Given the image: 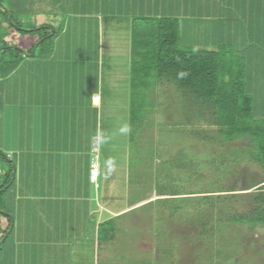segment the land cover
<instances>
[{"label":"crops","instance_id":"obj_1","mask_svg":"<svg viewBox=\"0 0 264 264\" xmlns=\"http://www.w3.org/2000/svg\"><path fill=\"white\" fill-rule=\"evenodd\" d=\"M168 1L167 11L186 15L182 18L183 37L190 36L186 40L195 45L200 41L195 39L196 28L212 32L211 42L199 43L202 46L215 45L225 33L227 38L235 39L234 32L240 31L231 19L219 21L200 16L209 14L210 7L215 13L228 16L225 7L236 0ZM75 2L91 9L69 11L66 28L63 23V29L53 39L52 52L45 56L27 54L18 70L0 80V149L9 160L15 161L13 184L5 198L13 216V229L9 243L0 254V264H65L70 247L64 242L86 232L96 247L100 222L110 220L118 231L125 230L117 221L122 222L129 207L145 199L144 193L138 191L132 203L127 200L117 210L113 209L112 194L109 201L100 200L101 183H107V173L106 167L102 169L100 164L99 142L103 138V87L109 86L112 93L111 89L120 84L126 85L127 92L130 86V54L128 71L122 73L124 83H120L119 73L111 69L115 55L108 49L115 46L113 39L118 34L110 30H118V24L123 22L120 29L130 37V15L148 12L147 0ZM225 22L230 25L223 27ZM104 25L109 31L107 34L101 32ZM14 38H18L16 34ZM105 61L109 62L107 67L110 64L106 73ZM123 152L121 190L126 189L128 195L132 186L145 190L144 179H138L141 164L137 169L131 167L126 145ZM91 163H96L98 169L94 182L89 179ZM0 220L3 223L4 219ZM22 238L38 242L23 245ZM52 257L53 263L49 261Z\"/></svg>","mask_w":264,"mask_h":264},{"label":"trees","instance_id":"obj_2","mask_svg":"<svg viewBox=\"0 0 264 264\" xmlns=\"http://www.w3.org/2000/svg\"><path fill=\"white\" fill-rule=\"evenodd\" d=\"M74 1L76 0H0V80L6 79L21 67L26 59L24 52L29 55L34 51L35 56H45L52 52L53 39L63 29L64 22L55 28L50 24L32 22L29 15L48 9L49 13H64L68 18L70 10H81L80 7L84 5ZM152 1L147 0L148 12L145 14L130 15V101L134 103L139 94H143L146 99L157 86L163 85L160 84L162 80L170 82L176 90L191 98L194 106L188 102L187 107H182L186 110L192 107L195 110L194 116H201L203 109H208L209 124L216 128L215 133L219 138L225 142L245 139L247 143L242 145L236 155L245 156L247 160L256 163L264 173V96H259L262 91L258 81L259 76L264 78V69H261V75L254 74L257 64L255 58H258V61L260 59L264 65V0L235 1V7L240 10L244 23L236 22L240 28V40L245 41V46L239 50L230 47V42H223L225 34L213 46L182 44V18L186 15L167 11L168 0H154L155 3ZM2 7L7 9V13ZM13 33L17 37L29 34L34 36V40L29 47H23L15 43ZM231 38L225 39L231 41ZM158 99H161L160 95ZM179 99L175 97V103L179 104ZM162 100L164 99L160 100V104L163 103ZM136 119L139 121V134L134 144L141 146L143 140L140 134L146 118L130 114V121ZM172 124H167V134H174L178 138L181 129L177 131L178 127L174 122ZM185 129L183 126L182 130ZM178 139L181 141L175 148L163 146V149H159L157 143V154L150 158L157 160L155 164H165L164 168L155 167L156 177L167 173L168 177H164H167L168 181H172V178L177 180L176 187L172 186V182L166 188L161 183L156 184L158 195L169 196L155 199L153 206L156 208L152 215L157 216V223L159 221L161 227L166 218L182 225H198L199 231L194 239L202 236L204 245H210L206 251L203 248L199 250L202 253L199 260L210 264L215 258L212 243L217 242L219 247L226 245L214 238L215 233L219 234L221 227L218 222L212 220V216L218 215L220 220H225L227 224H264V183L253 191L243 193H234L233 187H222L219 185L222 177L238 169L236 165L231 167L237 161V156L232 158L230 153L228 158L223 155L224 157H220V163L214 164L216 158L210 151L204 154L205 152L195 148L187 150L189 141ZM218 155L222 156L221 151ZM207 162V166L202 167ZM212 171L217 173L219 184L215 181L214 187L201 186L204 177L207 182L211 178ZM173 172H177L175 176L172 175ZM14 174V159L9 160L6 153L0 149V219H4L3 223L0 220V254L13 229V216L7 209L5 198L13 184ZM183 181L191 182L192 187L177 185ZM262 182L264 178L259 183ZM254 186L255 184L250 185L246 189ZM200 193L207 194L186 196ZM159 204L163 209L161 212ZM239 204L244 205V209H240ZM116 230L112 221H102L97 227V238L113 239ZM231 245L232 248L238 247L234 243ZM230 255L233 258L231 257L232 260L228 264H250L237 257L238 253Z\"/></svg>","mask_w":264,"mask_h":264},{"label":"rangeland","instance_id":"obj_3","mask_svg":"<svg viewBox=\"0 0 264 264\" xmlns=\"http://www.w3.org/2000/svg\"><path fill=\"white\" fill-rule=\"evenodd\" d=\"M234 3L236 2L233 1L231 5L225 7L226 12L229 14L228 16H226L225 14L221 15L215 13V9L212 7L209 8V14L200 16H202L201 18L203 19L209 20L214 19L220 21L226 20V18H228V20H230L229 18H233L231 19L232 21L242 22V15H240L239 13L240 10L235 7ZM90 9L91 8L87 7L86 4H84L81 8V10ZM29 19L32 22H44L46 24H50L55 28L60 26V24L64 21V26L66 28L68 23V18H66V15L64 13H49L48 9L47 11L29 15ZM196 19L199 20L198 17H195V20ZM120 23L118 24V26H120L118 30H110V32L115 31L118 35L113 39L115 46H113L112 49L108 50L112 55H115V61L110 63L112 64L111 69L113 72L115 71L119 73L118 79L120 83H124L126 79L125 77H123L122 73H125V70L128 71L127 57L130 53V37L125 35L127 31H123V29H120L124 26V24L122 26L123 22ZM222 25L224 27L230 24L223 23ZM102 31L104 32V34H107L109 32L107 29H105V25L101 29V32ZM195 31L197 33V35L195 34V39H200V41L197 42L196 45H199V43L206 44L211 42V39L209 38H211L210 36L212 32L210 30H197L196 28ZM183 34L184 31L182 30L181 35ZM226 34L227 33H225V35ZM239 34V30L237 29L234 32V36L236 37L235 39H231V41H229L230 39L226 40L225 38H223V42H225V44H228L230 42V47L233 46L239 50L243 48V46H245V41L240 40L241 37H239ZM189 37L190 36L182 37L183 41L181 40V43L193 44L194 46H196L194 42H188L186 40V38ZM33 40L34 36L30 37L29 34L24 36L20 35L15 39V43L20 44L23 47H29L28 43ZM105 48L106 47H104V49ZM37 52H39V49L37 50ZM239 54L246 56L243 53ZM24 56H26L25 52ZM257 59L258 58H255L257 64L255 65L254 74L261 75V72L263 71H261V69H264V65H262L260 59L259 61ZM108 63L109 62L106 63L105 61V65H103V67L105 68V73L106 71L108 72V68L110 66L109 64L107 67ZM258 81L259 85L261 84L260 88L262 91V95L259 96L262 98V96H264V78L262 76H259ZM156 82L155 85L157 84ZM160 84L163 85H160L159 87L156 85L157 87L155 86V89L152 87L154 91H151L149 96H146L147 100L145 99V96L143 94L137 95L138 99L136 98L134 102L136 104L130 101V91L129 89V92L125 90L127 89L126 85L123 86L120 84L119 87H115L114 89L112 88V93L110 92L109 86H107V88L105 86L103 87V94H101L103 108L101 118V134H103V138L102 141L99 142V146L101 147L102 151V153H100L101 156L99 160L102 169L106 167L105 170L107 173V183L105 184V182L103 181L102 183L100 182L102 185V189L100 190V200L104 199V201L107 202L112 198L109 196L110 194H112L114 197V200L112 201L113 209L117 210L124 207L127 203V200L128 202L132 203L136 199L135 195H138V191H140L142 194L144 193L145 199H143L141 203L129 207L131 211L129 210L127 213H125L127 215L124 217L122 222L117 221L119 226L123 227L125 230H116L113 241L112 239L97 240V246L94 247L93 238L90 237L91 235L85 232L72 241H70L69 239L68 242H64L67 245L69 244L70 247L69 253H67L65 258V264L209 263L199 260V256L202 255L199 250L203 248L204 251H206L210 248V245H204L202 236L194 239L199 231L198 225H193L192 223L182 225L178 221H173L172 219L166 218L164 219V224L161 227L160 222L158 221L157 223V216L152 215V211H154V209L156 208L153 206V202L155 201V199L159 197L169 196L158 195L157 187H155L156 184L161 183V185H164V188H166L167 185H171L170 183L172 182V186L176 187L177 180L172 178V181H168L167 173V175L161 174V176L156 177L157 171L155 170V167L157 166L164 168L165 164L161 162L155 164L157 160L150 158L152 155L154 158L155 153L157 154V150L155 152L157 143L159 149H163V146L175 148L181 141L178 138H182L189 141L187 150H189L190 148H195V150L199 149L200 152H205L204 154L210 151L211 154H214L216 156H213L216 159L212 157L215 160L214 164H219L220 157H224L226 155V157L229 158L230 153L232 158L237 156L236 152L238 150H241L242 145L244 143H247V141L245 139H237L231 142L223 141L215 133L216 128L209 124L210 116L208 109H203L204 112L201 113V116H194L193 113L195 110L192 109V107L188 108L187 110L182 107V105L184 107H187L188 102H191V98L186 95L184 96L182 92L176 90V88L170 82L162 80ZM159 95L161 96V99H164L162 100L163 103L161 104V99H158ZM175 97L180 98L179 104L175 103ZM156 99H158V102H156ZM257 100L258 102L260 101V99ZM193 104L194 103H192V105ZM130 114H137L144 119L146 118L143 123V129L141 133V138L143 140L141 141V146L134 144V141L137 139V136L139 134V131L137 129L139 121L137 119L134 121H130ZM170 122L171 125H173L172 122L175 123V125L178 127L177 131L181 129L179 130L178 138L174 134L172 136H169L167 134V124ZM183 126L186 127L185 131L182 130ZM192 132H195V134ZM125 145L128 147L130 156L129 163L132 165L130 166H134L135 169H137V165L139 163L141 164L139 169L140 171H142L141 174L137 176L140 180H142L143 178V183H145V190H137L134 188V186H132L130 188L129 195L127 194L126 189L121 190V187L123 188V185L121 184V179H123L122 164L123 161L125 162V159H123L122 155L124 154L123 148ZM150 149H152L153 151ZM220 151L222 156L218 155ZM207 164L208 162L204 163L202 167L205 168ZM229 165L231 164L229 163ZM233 166L238 169L233 171V173H230V175L222 177V179H225L226 181L221 179L219 184L217 181V173L215 174V172L212 171L210 172L211 178H209V180L211 179L212 182L209 180L207 182L204 177L201 182V186L214 187L216 184H214L213 182L216 181L215 183L222 185V187H233L235 189L234 193H243L247 191H253L255 188L261 187L263 185L264 182L259 183L260 180L264 178L262 169L256 163L247 160L245 156H237V161L234 162L231 167ZM131 173L133 172L131 171ZM176 173L173 172L172 175L175 176ZM164 175H166L167 177H164ZM154 177L155 183L153 181ZM108 184L110 185V187L107 188L106 186ZM254 184V187L246 189L250 185ZM177 185H182L184 187L190 188L192 187L191 182L185 183L184 181L183 183L179 182V184ZM106 194L108 195V197L106 196ZM125 194L126 196L124 197ZM204 194L207 193L186 194V196ZM158 206L161 212L163 209L161 208L160 204ZM243 206L239 204L240 209H244ZM212 220L216 221V223L218 222L221 227V230H219V234L215 233L214 238H216V241L219 239L223 244L226 243V245H223V247H219L217 246V242L214 241V244L212 243V247L214 249L213 254L215 255V258H213L212 263L210 262V264H228L233 258V256H231L230 254L234 252L238 253L237 257H240L242 261L249 262L250 264H264V224H227L225 220H220L218 215H213ZM10 237L11 235H9V237L7 238L4 247L9 243ZM23 239L24 238L20 240L22 241V243L24 242L23 245H25V243H28L29 245L32 241L38 242L37 239L32 240V238H28L27 241H24ZM14 243L15 248H17L18 243L16 239L14 240ZM231 243H234V245L237 244L238 247L232 248ZM228 244L231 246H228ZM167 251H169V254H167ZM51 255H54V253H51ZM220 260L222 261V263ZM49 261L53 263L55 259L52 257L49 259ZM61 261L63 260L61 259Z\"/></svg>","mask_w":264,"mask_h":264},{"label":"built area","instance_id":"obj_4","mask_svg":"<svg viewBox=\"0 0 264 264\" xmlns=\"http://www.w3.org/2000/svg\"><path fill=\"white\" fill-rule=\"evenodd\" d=\"M97 174H98L97 164L91 163L89 169V179L91 182H94L96 180Z\"/></svg>","mask_w":264,"mask_h":264},{"label":"water","instance_id":"obj_5","mask_svg":"<svg viewBox=\"0 0 264 264\" xmlns=\"http://www.w3.org/2000/svg\"><path fill=\"white\" fill-rule=\"evenodd\" d=\"M2 8H3L4 12H6V13H7V9H6V8H4V7H2ZM51 33H53V30H51ZM31 55H34V51H32ZM2 241H3V240H2Z\"/></svg>","mask_w":264,"mask_h":264},{"label":"clouds","instance_id":"obj_6","mask_svg":"<svg viewBox=\"0 0 264 264\" xmlns=\"http://www.w3.org/2000/svg\"><path fill=\"white\" fill-rule=\"evenodd\" d=\"M122 131H123V129H122Z\"/></svg>","mask_w":264,"mask_h":264}]
</instances>
